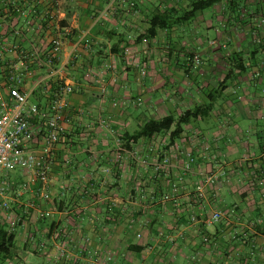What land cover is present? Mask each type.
I'll return each mask as SVG.
<instances>
[{
	"label": "crops",
	"instance_id": "crops-1",
	"mask_svg": "<svg viewBox=\"0 0 264 264\" xmlns=\"http://www.w3.org/2000/svg\"><path fill=\"white\" fill-rule=\"evenodd\" d=\"M50 1L21 15L13 8L26 9L29 0H0V63L6 69L16 63L8 51L13 42L36 47L42 57L18 86L29 105L42 108L31 121L27 149L41 155L54 101L65 128L49 156L48 185L29 183L32 172L21 169L0 176V190L3 181L11 188L0 195V222L8 229L20 221L11 256L0 253V264H264V26L257 17L248 16L243 31L245 71L237 62L224 71L211 53L200 64L183 59L187 34L180 37L187 48L172 45L178 29L189 28L197 39L199 29L218 35L226 15L217 5L190 25L138 40L157 10L183 11L190 0H56L54 7ZM247 2L264 12V0ZM56 35L62 49L52 72L42 62ZM3 65L0 94L8 99ZM227 74L212 112L183 126L174 142L170 131L126 139L149 119L204 105L205 92ZM197 78L201 86L190 82ZM187 154L194 157L190 170ZM167 155L170 164L156 173ZM41 211L50 217L41 218ZM215 212L220 221L206 223Z\"/></svg>",
	"mask_w": 264,
	"mask_h": 264
},
{
	"label": "built area",
	"instance_id": "built-area-1",
	"mask_svg": "<svg viewBox=\"0 0 264 264\" xmlns=\"http://www.w3.org/2000/svg\"><path fill=\"white\" fill-rule=\"evenodd\" d=\"M30 6L28 8L14 7V11L21 15H28L33 12L32 6L39 0H29ZM51 7L57 4L56 0L50 1ZM45 9L46 19L53 21V12ZM10 13V12H9ZM15 36L21 35L19 30H12ZM62 49V40L59 35L52 37L50 41V48L46 51L43 65L49 68L52 72L55 69L56 63L60 58ZM9 53L16 60L15 64L8 65V68L0 63L5 68L8 75V99L0 94V176L6 177L17 169L32 172L29 183L36 184L42 182L43 185L49 184L48 171L51 160H49L50 153L54 144L58 143L60 137L64 135L65 128L61 124V117L59 115L58 102L54 101L50 105L49 113L46 115V130L42 138L41 155H36L27 149V144L33 139L34 133L30 128L31 121L39 116L42 110L37 104L28 103L29 94L22 91L18 86L24 80V77H32L34 71L32 64L41 60V53L36 47H25L18 42H13L8 47ZM2 56V53L0 54ZM67 92H71L70 86L66 88ZM141 101L138 100L137 104ZM120 140H118L119 142ZM153 151V149H150ZM194 158L191 154H187V161L184 164L185 170H190ZM170 164V157L167 155L161 159L159 163L154 166L155 172L160 173ZM208 183L213 184L215 177L212 175L206 178ZM2 189L0 195L5 190L10 189V185L2 182ZM25 189V186L23 187ZM44 199H49V194L43 195ZM4 209L9 210L8 203L3 202ZM40 217H50L49 211H41ZM222 217L221 212L213 213L206 223L214 224L219 222ZM18 220H14L11 226L14 227ZM61 253H64L63 249Z\"/></svg>",
	"mask_w": 264,
	"mask_h": 264
},
{
	"label": "trees",
	"instance_id": "trees-1",
	"mask_svg": "<svg viewBox=\"0 0 264 264\" xmlns=\"http://www.w3.org/2000/svg\"><path fill=\"white\" fill-rule=\"evenodd\" d=\"M247 1L248 0H190L189 4L183 11H180L177 8H165L164 10H157L156 14L153 15L149 20V27L146 31V34L139 36L138 40L143 38H156L161 31L169 33V31L171 32L173 28L180 27L181 25H190L195 19L197 13L214 9L216 5H223V12H225L226 19L228 18L227 23H231V25H235V27L239 22L246 23V19L248 16H250V18L253 17L254 20L255 17H257V20L259 21V24L257 23V26L262 27V25H264L262 24L264 22L263 17L258 16L259 14L264 16V12L262 13L263 6L258 3L252 10L249 7ZM252 12L256 15L254 16ZM257 44L258 46H260L261 41H258ZM184 58L188 61L199 64L201 63L199 61H194L195 56L193 57V55L190 53L184 54L183 59ZM228 58L231 59L232 62H237L236 67L241 72L245 71L244 61L246 60V58L245 54L242 53V50L236 51L235 49L231 56H229ZM231 71L233 72L234 69H232ZM229 79V74H227L223 80H220L218 82L216 88L205 92L208 102H206L204 105H198L193 107L192 109L186 110L182 115L178 117L174 115H168L160 119H149L139 128L137 132L126 139L132 141L150 139L154 135L164 134L170 131V142H174L176 138H178L179 135L183 132V126L201 117H207L209 113L212 112L217 97L222 95L223 92L227 89ZM38 106L42 110L41 106ZM9 190H11V188ZM41 218L48 219L49 217ZM19 225L20 221H17L14 227L9 226V228L6 229L4 224L0 222V253L8 254V257L11 256L17 236L16 229ZM142 249L143 248H140L138 249V251L140 252V250L142 251Z\"/></svg>",
	"mask_w": 264,
	"mask_h": 264
},
{
	"label": "rangeland",
	"instance_id": "rangeland-1",
	"mask_svg": "<svg viewBox=\"0 0 264 264\" xmlns=\"http://www.w3.org/2000/svg\"><path fill=\"white\" fill-rule=\"evenodd\" d=\"M223 11H224L223 5H217V13L219 12L220 14H222ZM244 12H245V10H244ZM258 17H262V16H258ZM225 21L226 22H222V25H220V29H219L220 31H219L218 35H216V33H214V31H213V32H211V34L209 36H207L208 34H206L204 30L199 29V33H200L199 39H197L195 37V35L194 36L191 35L190 30H188L189 28L186 31H181L179 29H178L179 31L178 30L176 31V28H173L172 31L173 32L176 31V34L179 36V38L173 40L172 45H174V46L176 45V47H177V42H179L178 46H184L185 48H187L186 47L187 43L180 39V37L183 34L184 35L187 34L188 37H184L183 39H185V38L188 39V40L186 39L185 41H187V42L189 41L188 49H189V53L192 54L193 57L195 56L194 61L204 62L203 61L204 55L211 53V54L215 55L216 60L222 64V67L226 66L228 63L232 62L231 59H229L228 57L231 56L234 49H236L237 47H241L242 53L245 54V46L247 45V43L245 44L246 36L244 35L243 31H244V29L247 28L249 21H248V23H240L239 22V23H237L238 25L236 27H235V25L234 26H228V24H229V23H227L228 18ZM263 21H264V17H263ZM216 23H218L217 20H216ZM258 24H259V21H258ZM262 24H264V22ZM263 26L264 25H262V27ZM201 36H203V37H201ZM260 36H261L260 33H258L257 40L260 38ZM203 41L205 42L204 45L202 46V49H204V51L203 50L202 51L201 50L196 51L195 46L197 44H202ZM223 68L224 69H220V70L226 71L225 67H223ZM190 82H193L199 86H201L199 83L202 84L201 80L198 78L194 79V80L190 79ZM214 87L209 88V91L214 89ZM203 89H204V87H203ZM206 102H208V100H206ZM226 109L229 110L228 107ZM11 207L12 206H10V208L8 210L9 212L12 211ZM9 212H8V215H9ZM62 249L63 248H60V251H62Z\"/></svg>",
	"mask_w": 264,
	"mask_h": 264
}]
</instances>
